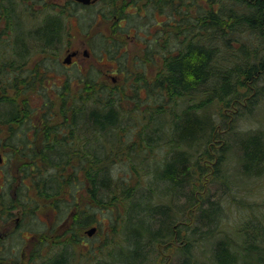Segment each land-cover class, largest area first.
<instances>
[{
	"label": "trees",
	"instance_id": "16d2710c",
	"mask_svg": "<svg viewBox=\"0 0 264 264\" xmlns=\"http://www.w3.org/2000/svg\"><path fill=\"white\" fill-rule=\"evenodd\" d=\"M117 1L111 0L112 14ZM142 1L160 14L153 15L155 38L145 51L159 67L148 77L138 71L145 59H138V70L127 71L119 84L95 67L59 82L50 77L79 6L59 17L56 4L37 10V0H0L7 23L0 28V132L8 126L6 145L22 155L19 169L36 183L30 195L21 188V205L27 208L30 200L31 219L42 205L65 213L58 237L66 246L45 254L48 241L40 234L30 261L157 264L162 249L174 245L177 264H264V198H240L234 234L224 224L225 197L236 198L235 187L249 192L229 172L227 149L236 148L240 177L264 176V130L232 128L234 145H222L225 114L218 118L216 111L234 107L252 114L264 96V0ZM83 8L82 16L95 14L92 6ZM79 24L85 28L80 16ZM121 46L101 33L92 51L108 54L124 71ZM33 90L40 98H31ZM158 145L166 148L160 158L153 154ZM118 165L124 177L114 172ZM214 185L222 191L212 192ZM79 189L93 203L82 207L73 192ZM66 194L73 201L61 198ZM9 202L14 198L0 191V210L18 206ZM97 205L117 212L79 252V230L94 220ZM10 257L0 253V264Z\"/></svg>",
	"mask_w": 264,
	"mask_h": 264
},
{
	"label": "rangeland",
	"instance_id": "374dc122",
	"mask_svg": "<svg viewBox=\"0 0 264 264\" xmlns=\"http://www.w3.org/2000/svg\"><path fill=\"white\" fill-rule=\"evenodd\" d=\"M60 1L62 0H59V2ZM127 1L128 0L121 1L119 4H123L122 6H125ZM56 2L57 0H37L35 7L37 10H40L44 8L45 6L55 5ZM49 9H52V7H49ZM129 11H130L129 13H133V11L135 10L132 7H129ZM120 13L121 11L118 13L119 14L118 16H120V18H117V21H115L116 19V16H115V17L110 18L108 21L102 20V21L96 22L97 17L95 14L91 16V13L89 12V10H87V12H85V15L82 16V14H84V11L82 10L80 11V20L81 22L84 21V23L86 24L84 29L81 28L80 24H77L75 20L74 22L76 24H73V25L72 23H70V21H68L67 31L69 33L66 38V41L68 42L66 46L63 48V50L61 51V53L59 54V63L56 64L55 66H52L50 70V77L56 80L57 82H59V79L65 77L66 74L73 75L77 72L86 73L88 70H90V68L95 67L101 70V74L104 76V78H106L107 80L113 83L114 81L111 79V77L107 73L115 72L117 70V67L119 69V64L117 63L116 60L110 59L108 54H106L103 57H99L95 52L92 51L93 43L94 44L97 43V40L99 39L98 34H101V33H105L107 37H113L115 39L117 38V40L120 41L122 45L121 52L125 53V55L123 56L125 57L124 59L127 62L129 61L128 56L132 58L134 56H137V54L139 53L142 54L140 55V57L143 58L144 56L143 50L140 48V44H139L142 41L140 38L141 37L140 34L145 33L144 31H147V28H145L143 25L144 28L137 29L136 31V27L134 24L135 23L138 24V22L140 24L141 23V21H139L140 19H145L146 15L149 17H152V15H149V13H146L143 16L138 13L136 14L137 18H133L129 16V19H126V18H123ZM23 18H24L23 20L26 21V23H28L29 25L31 21L30 17L25 13V16ZM115 22L121 24V27L124 29L121 30V28L119 27L116 28ZM89 23H91V25L89 27H86L87 24ZM5 27L6 25H4V23L0 25V28L5 29ZM148 32H150V30H148ZM76 48L80 50V55L74 59L75 61L72 64L70 65L64 64L63 59L68 53V51L74 50ZM86 48L92 51L91 56L84 55V50ZM97 58H99V61H96ZM132 64L133 63L130 62L129 65H132ZM138 67H139V70L135 64L136 70H138L139 72L145 73V75L148 77H151V76H154L155 73H157V69L159 66L157 65L156 62L151 61V60L147 62V60L145 59L140 62ZM117 76H118L117 78L118 82L123 81L124 76L122 77L119 71L117 73ZM0 95H1V90H0ZM29 95H31V98H34V99L40 98L41 96L38 90H33L31 93H29ZM216 111H217L218 118H220V112L221 114H225V118L223 119L225 123L222 122V125L220 124L221 126H219V129L222 134V137H221L222 145H225L226 142H230L231 144L233 143L234 145L233 139L231 137L232 133L229 132L232 128L237 129V130L262 128L264 130V96H261L259 98L257 105L254 109V112L252 114L240 115L237 113L238 109L234 107H230V108L221 107V110L217 109ZM233 122H235V125L232 127ZM16 128H19V127L16 126ZM8 137H9L8 126L5 125L2 127V131L0 132V153H2L3 155H7L6 157L7 163H5L4 165H0V175L1 176H3L4 171H8L11 169L12 170L18 169L21 162L23 161L22 155L17 153L15 151V148H13V146L6 145V141H8L7 140ZM128 137H131V135H129ZM221 140L218 139L216 141L215 143L216 148L221 147ZM236 143L238 144V142ZM156 148L157 150H154L153 154L156 155V157L160 158L165 153L166 148L162 147L161 145H158ZM235 151H236V148L233 146V147L228 148L226 152L227 154L226 163L229 168V172L233 174L234 178L236 175L237 176L236 179L239 180L241 182V185L245 187L246 189H248L249 192L247 190L246 191L239 190L237 187H235L232 191L234 195L237 197L233 199L232 198L229 199L225 197L224 199V202L226 205L225 207L226 212L224 213V216H225L224 224H226L225 227L228 228L232 234H234V232L232 231L237 228V222L240 216L239 215L240 212L238 210L239 208H241L240 198L244 196L247 199V201H252V202L253 200L262 201L261 199L264 198V176L259 177V178H246V179L245 178L243 179V177H240L241 175L238 172V165H237V153ZM114 172L119 173V175L123 177L125 176V172H124V169L122 168V165H118V167L116 168ZM211 177H212L211 173L208 172L207 177L205 178L204 181L206 182L208 178H211ZM79 185H81V183H79ZM215 189H217V193L219 191H222L218 185H214L212 187V192H214ZM73 192H75L76 196L80 198L82 207L88 206L90 203H93L91 201L89 194L86 191H82L79 189L78 192L75 190H73ZM61 198L64 200L67 199V200L73 201V198L70 194L63 195ZM180 200L183 201V199H180ZM92 209L93 211H95L94 220L86 224L82 229L79 230V235L81 236V240H82L81 244L79 245L80 250L77 248L79 252H81L82 248L86 249L91 243L95 242V236H88L86 234V229L94 225L98 227H105L108 229L109 224L114 217V213L117 212V210L116 212H114V210H112L111 208H108V205L107 207L97 205L96 208H92ZM64 217H65V213L62 214V212H60L58 208L49 207V205H42V207L39 208V211H37V213H35L31 219L33 229L35 231H38L37 236L36 237L30 236V234L27 233L26 243H31L32 245L33 239H38V236L40 234H46L48 243L43 248V251L45 254L49 252L53 253L57 251L58 249L60 250L62 247L66 246L65 241H64L65 237L60 238V241L58 237L59 233L61 232V229L63 228L61 224L62 222L65 221ZM57 237H58V240H57ZM9 244L11 246L15 244L16 246H19V249L23 247V243L20 239V236H15L14 239ZM16 246L13 248L16 249ZM164 247L165 245L160 246V248H164ZM174 248L175 246L172 245L170 247L167 246L165 249H162V254L157 255V259H158L157 264H163L164 263L163 261L165 259H171V262H173V264H177L179 259L177 258L178 254L175 253ZM71 250L75 252L74 249H71ZM7 253H9V255H12L8 259L9 260L8 264H12L11 262L16 263L17 262L16 260H19L20 264L24 263V260H23L24 257H22L19 252L14 253L8 250ZM25 260L26 262L24 264L33 263L32 261H30L29 254L26 255Z\"/></svg>",
	"mask_w": 264,
	"mask_h": 264
},
{
	"label": "flooded vegetation",
	"instance_id": "af4514ba",
	"mask_svg": "<svg viewBox=\"0 0 264 264\" xmlns=\"http://www.w3.org/2000/svg\"><path fill=\"white\" fill-rule=\"evenodd\" d=\"M121 1H125V0H118L117 4H116V8H115V12L114 14H112V5H111V0H91L89 3H84L81 2L79 0H62L59 2V0H57L56 2V9L57 12L59 13V17L61 16V13L63 12V10L66 8L68 10V12H72L73 6H79L78 9L75 10V12L72 13V15H70V23L76 24L74 22V20L77 22V24H79V16H80V11L83 10V7H89L92 6L95 9V15L97 17V21H108L111 17H115L116 19L115 21H117V18H120V16H118L119 12L121 11V16L123 18L129 19V14H140L143 15L146 13H149V15H152V17L154 18L153 15H155L156 17H159L160 14L158 12V10H156L154 7L150 8L148 6V4H145V1L142 0H128L125 4V6H122L123 4H119ZM129 7H132L135 11H133V13H129ZM122 8V9H121ZM129 13V14H127ZM123 14V15H122ZM146 18L143 19V23H144V27L147 28V31H144L145 33L140 34V38H141V43L140 44V48L143 50V55H145V51L149 46V41L152 40L153 38H155V28H154V24L155 22V18H154V22H151V17L149 16H145ZM119 21V20H118ZM4 23V25H7L5 19L3 17H1L0 15V25ZM136 27V31L138 29V25L137 23L134 24ZM115 27L116 28H121V30H123L124 28L121 27V24L115 22ZM142 26V28H144ZM148 30H150V32H148ZM141 31V30H140ZM105 34V33H104ZM100 34H98L99 36ZM129 35V34H128ZM97 38V37H96ZM85 50H87V54L84 53V55L86 56H91L92 55V51L88 48H86ZM84 50V51H85ZM72 51H76V55L73 56L72 61L70 64H72L75 60V58H77L80 55V50L78 48L74 49V50H69V52ZM67 53V54H68ZM66 54V55H67ZM106 55V54H104ZM140 55H142L141 53L137 54V56L134 57H129L128 56V60L130 62H132V65H129L130 62H127V66L126 68H124V71H119L118 67L117 70L113 73H107L111 79L115 82V83H119L118 82V76L117 73L118 71L121 73L122 77L124 76V74L128 71V74H132L133 72L135 73L137 70L135 68V63L137 62L138 59H145L146 55L142 57H140ZM96 61H99V58H97ZM135 62V63H134ZM148 62V61H147ZM68 64V65H70ZM105 72V71H104ZM30 139L32 141H36V139L33 140L32 137H30ZM1 154V160H0V165H4L5 163H7V155H3ZM8 173V175H7ZM21 188H25L29 195L30 192L36 188V183L33 181L32 179V175L30 173L25 174L22 170L18 169H14V170H8V171H4L3 176L0 175V191L4 192L5 196L7 199H12L14 198V202L10 203V206L14 205V204H18V206L16 208H11L8 207H2L0 210V253L1 254H9L7 253L8 250L12 251V252H19L20 255L24 260V263L26 262L25 258L26 255L29 254V256L31 255V243H26L27 241V237L26 234L29 233L30 236H34L36 237V235H33V231H35L32 227V222H31V215H30V200H27L28 203V207L23 208V206L21 205V199L22 196L20 194L21 192ZM16 217V218H15ZM13 221V222H11ZM87 230V229H86ZM87 234V233H86ZM44 235V236H43ZM41 234L40 239H44L45 241H47V235L46 234ZM15 236H20V239L23 243V247L19 249V246H16L15 244H13L12 246L9 244ZM11 246V247H10ZM16 246V249H14L13 247ZM12 256V255H10ZM13 260V259H11ZM28 262V260H27ZM12 264H20V262H16ZM23 263V264H24Z\"/></svg>",
	"mask_w": 264,
	"mask_h": 264
},
{
	"label": "water",
	"instance_id": "95a60500",
	"mask_svg": "<svg viewBox=\"0 0 264 264\" xmlns=\"http://www.w3.org/2000/svg\"><path fill=\"white\" fill-rule=\"evenodd\" d=\"M79 1L84 3H89L91 0H79ZM84 53L87 54V50H85ZM74 55H76V51L69 52L63 59V63L70 64ZM0 160H1V154H0ZM96 231H97V226H91L86 230V233L89 236H92L93 234L96 233Z\"/></svg>",
	"mask_w": 264,
	"mask_h": 264
}]
</instances>
